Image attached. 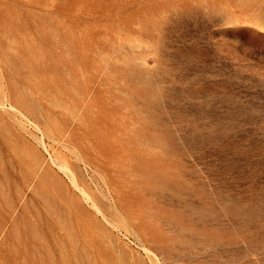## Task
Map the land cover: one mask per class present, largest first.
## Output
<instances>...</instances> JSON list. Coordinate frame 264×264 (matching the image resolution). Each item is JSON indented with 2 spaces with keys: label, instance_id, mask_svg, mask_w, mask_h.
<instances>
[{
  "label": "rangeland",
  "instance_id": "374dc122",
  "mask_svg": "<svg viewBox=\"0 0 264 264\" xmlns=\"http://www.w3.org/2000/svg\"><path fill=\"white\" fill-rule=\"evenodd\" d=\"M0 264H264V0H0Z\"/></svg>",
  "mask_w": 264,
  "mask_h": 264
}]
</instances>
